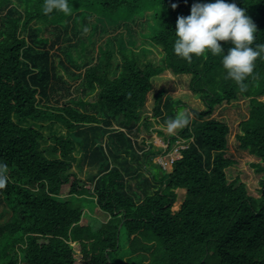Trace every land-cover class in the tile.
<instances>
[{"label": "trees", "instance_id": "obj_1", "mask_svg": "<svg viewBox=\"0 0 264 264\" xmlns=\"http://www.w3.org/2000/svg\"><path fill=\"white\" fill-rule=\"evenodd\" d=\"M194 2L68 0L69 11L46 13L44 0H0V162L8 165L0 188V264H77L71 244L85 264H113L112 256L124 250L136 264H264V191L256 198L245 183L229 181L236 164L227 156L230 128L213 117L223 103L249 101L236 140L259 160L254 166L264 187V59L257 58L241 93L219 54L187 60L174 53L176 19L189 15ZM234 2L256 25L253 46L264 44V0ZM82 10L108 20L104 34L147 23L149 41L162 47L161 64L142 65L122 43L117 75L102 44L92 60L66 65L56 52L81 42ZM220 43L225 52L231 46ZM53 56L76 86L58 75ZM167 71L190 75V90L206 107L182 125L178 137L188 147L171 171L154 162L163 149L138 141L143 129L152 134V118L168 120L179 111L161 90L152 118L142 120L154 78ZM75 87L79 99L72 97ZM90 96L95 101L84 100ZM178 137L168 140V151ZM75 164L92 169L84 182ZM179 189L186 196L173 212ZM83 199L108 220L99 227L83 221Z\"/></svg>", "mask_w": 264, "mask_h": 264}, {"label": "rangeland", "instance_id": "obj_2", "mask_svg": "<svg viewBox=\"0 0 264 264\" xmlns=\"http://www.w3.org/2000/svg\"><path fill=\"white\" fill-rule=\"evenodd\" d=\"M82 11L83 13L77 17L76 21L77 28L79 30L82 29L81 42L71 46L66 44L62 46L59 52H56L66 65L75 68L76 63L82 64L85 60H92V58H95L97 55L99 44H102L104 48L109 49L113 54L112 64L114 70L117 72L115 75H117L121 70L122 43L125 44L124 46H126V48L133 49L138 53L142 65L149 62L157 66L161 64L163 57L162 47L154 45L149 41L148 36L150 35L151 29L147 23L141 25L134 24L132 25L131 31L127 28H122L119 31H112L109 29L108 33L104 34L103 32L100 33V31L102 28L106 27L108 20L103 21L100 19L102 16L96 11ZM150 22L152 23V21ZM38 25L40 26V24ZM85 28L87 31H84ZM96 31L99 33H96ZM50 35L51 34L48 33L46 34V37L48 36L52 38ZM53 58L56 62V72L58 75L63 77L67 84L76 86V84L64 73L62 67L58 65L59 59L55 58V56H53ZM190 78V75L176 76L169 71L156 76L153 80V90L149 94L148 102L142 111V120L146 117L152 118L155 94L161 90L165 91L166 97L170 98L172 102H177L179 104V111L191 113V119L193 118V111L205 110L206 107L204 103L199 99L198 95L190 90ZM74 89L72 97L75 99L82 97L80 92H76L77 87ZM95 99V96H90L85 97L84 100L93 102ZM54 100L55 98L51 99V105H56ZM262 101H264V97L262 98ZM249 109V101L246 99H239L230 103H223L217 107L213 117L225 122L230 128V133L228 135L227 156L233 158L236 161V164L228 171L229 181L235 180L237 183H245L248 187L249 194L257 198L260 197L262 191H264V187L261 184L262 174L259 173L257 168L254 166L259 163V160L248 151L240 150L236 140V135L241 132L239 124L248 118ZM165 121V117L152 118V134H147V132L143 129L138 141L142 142L145 140L147 148H149L150 145H153L155 149H163L164 151L167 148L168 140L174 136L178 137L182 129V126H178L176 129L168 131L165 127ZM55 128L59 133L66 132L65 128L61 125H56ZM158 131H161L163 134H158ZM45 133L47 137L50 136L49 129H46ZM177 139L179 142H175L171 149H184V146H187V143L184 140H181L182 138L178 137ZM168 152L171 153L172 150H169ZM168 152L167 154H169ZM167 154L163 155L165 156ZM77 157H79V155H77ZM156 161L158 160L156 159ZM91 171V168L86 166L80 168L78 164H75L73 168V172L77 174L81 182H84L88 178ZM132 183L134 184V181H132ZM68 193L69 188L67 185L63 188L61 197L69 199L70 196ZM177 195V202L172 208L173 212L180 209L186 196V190L179 189L177 191ZM81 205L85 209L83 221H89L95 227H99L103 222L108 220V215L96 209V205L92 200L83 199ZM86 217H88V220H86ZM71 246L73 248L77 264H85L82 261L78 245L71 244ZM125 253L126 250L117 253V255H113V264H136V262Z\"/></svg>", "mask_w": 264, "mask_h": 264}, {"label": "clouds", "instance_id": "obj_3", "mask_svg": "<svg viewBox=\"0 0 264 264\" xmlns=\"http://www.w3.org/2000/svg\"><path fill=\"white\" fill-rule=\"evenodd\" d=\"M53 7L65 12L70 10L68 0H44V12ZM256 31V25L246 10L238 7L234 0H196L189 15L176 19L173 51L187 60L209 52L219 54L226 77L233 80L243 93L247 91L245 81L253 74L255 61L264 59V44L253 46ZM221 41L231 43L226 52ZM190 119L191 113L178 111L165 121V127L172 131L186 125ZM7 168L6 163L0 162V188L8 181Z\"/></svg>", "mask_w": 264, "mask_h": 264}, {"label": "built area", "instance_id": "obj_4", "mask_svg": "<svg viewBox=\"0 0 264 264\" xmlns=\"http://www.w3.org/2000/svg\"><path fill=\"white\" fill-rule=\"evenodd\" d=\"M181 140H183V139H181ZM184 141L187 143V146H184V147L187 148L188 147V142L186 140H184ZM176 142L178 143L179 141L177 140ZM168 145H169V142L167 143V148L163 151V153H161V155L167 154V152H168L167 151L168 150ZM182 150L183 149H180V148H174V149H172V152L171 153L168 152L169 154H167L165 156L164 155L163 156L158 155V156H156L154 158L155 163L159 164L164 170L171 171L174 162L176 160H179V159L182 158ZM156 159L158 161H156Z\"/></svg>", "mask_w": 264, "mask_h": 264}]
</instances>
